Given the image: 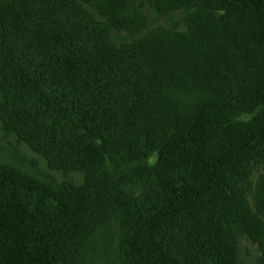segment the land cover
Returning a JSON list of instances; mask_svg holds the SVG:
<instances>
[{
    "label": "trees",
    "instance_id": "obj_1",
    "mask_svg": "<svg viewBox=\"0 0 264 264\" xmlns=\"http://www.w3.org/2000/svg\"><path fill=\"white\" fill-rule=\"evenodd\" d=\"M7 1L0 6L3 125L53 169L81 172L85 181L44 183L0 165V264H78L96 229L111 222L124 228L123 264H234L201 210L222 191L236 219L244 218L228 176L264 159V89L239 103L206 100L179 124L167 93L174 66L117 47L109 25L75 0ZM218 2L264 52V0ZM236 110L257 112L258 122L212 152L215 120ZM176 171L190 176L177 181ZM135 183L154 184L148 206L131 194ZM245 226L264 264V225ZM169 228L187 237L181 257L160 237Z\"/></svg>",
    "mask_w": 264,
    "mask_h": 264
},
{
    "label": "rangeland",
    "instance_id": "obj_2",
    "mask_svg": "<svg viewBox=\"0 0 264 264\" xmlns=\"http://www.w3.org/2000/svg\"><path fill=\"white\" fill-rule=\"evenodd\" d=\"M89 15L110 27L111 42L139 55L153 53L162 66L171 64L174 70L168 97L181 114V123L194 116V109L206 100L242 102L264 89V52L245 39L241 29L218 0H75ZM8 3L1 0L0 6ZM2 96L0 93V105ZM167 112L162 114L164 122ZM181 115V116H180ZM180 116V117H179ZM258 122L257 112L236 110L215 120L210 138L214 153L228 138L252 129ZM181 126V125H179ZM168 133L173 127H164ZM142 144L148 141L141 136ZM156 162V155L150 157ZM0 165L7 166L26 177L44 183L71 182L80 186L85 181L81 172L65 174L53 169L47 159L11 130L5 129L0 117ZM190 176L189 171H176L175 180ZM243 211L236 219L227 196L218 191L214 202L203 212V222L210 220L225 240V251L231 253L234 264H260L262 250L246 223L264 225V159L253 160L229 176ZM154 184L130 187V192L148 206L154 198ZM252 225V224H251ZM124 228L119 222L106 223L87 243L78 264H123L121 243ZM161 239L172 242L174 251L186 246L187 237L175 228L162 232ZM181 248V247H180ZM179 248V249H180Z\"/></svg>",
    "mask_w": 264,
    "mask_h": 264
}]
</instances>
